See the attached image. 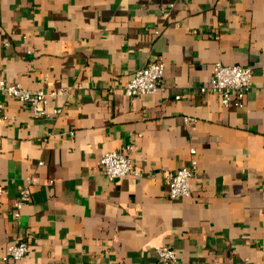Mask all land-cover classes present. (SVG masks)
Instances as JSON below:
<instances>
[{
  "label": "crops",
  "instance_id": "0c3cea01",
  "mask_svg": "<svg viewBox=\"0 0 264 264\" xmlns=\"http://www.w3.org/2000/svg\"><path fill=\"white\" fill-rule=\"evenodd\" d=\"M154 58L164 89L125 95ZM215 62L251 69L240 105L200 91ZM0 79L65 90L43 117L0 93V260L24 239L11 264H161L163 246L264 264V0H0ZM123 146L141 175L110 181L98 158ZM191 159L189 196L169 198L165 173Z\"/></svg>",
  "mask_w": 264,
  "mask_h": 264
},
{
  "label": "built area",
  "instance_id": "2783aa9c",
  "mask_svg": "<svg viewBox=\"0 0 264 264\" xmlns=\"http://www.w3.org/2000/svg\"><path fill=\"white\" fill-rule=\"evenodd\" d=\"M168 6L172 4L168 1ZM166 15V12L164 13ZM164 64L159 58L151 59L146 66L136 70L126 84L122 92L127 96H141L151 94L163 86ZM252 72L248 66L239 64L226 65L215 62L211 69V76L208 83L200 87L201 92L210 91L219 94L223 105L231 101L240 105L245 92L251 84ZM65 90L60 88L47 92L42 89L30 90L16 83H7L0 79V93H5L21 101L27 106L36 117H43L59 112L54 109L52 112L45 110V103L49 97L64 94ZM233 96V97H232ZM178 96H176L177 98ZM3 104L0 102V120L4 118ZM131 146H123L117 150L104 151L98 158V168L102 175L110 181H117L125 176L139 177L141 174L132 166L130 153ZM192 153L194 152L191 149ZM197 168L196 161L191 159L190 164L167 172L164 175V184L167 188L169 198L187 197L191 192V180ZM35 175L26 176L18 187L17 196L13 201L14 215H19L21 206L28 201L30 187L36 183ZM2 189L0 186V195ZM28 252V245L24 239L14 240L6 245L1 256L0 264H11L22 259ZM161 264H176V252L170 246H163L157 249ZM213 264H218L213 262Z\"/></svg>",
  "mask_w": 264,
  "mask_h": 264
}]
</instances>
